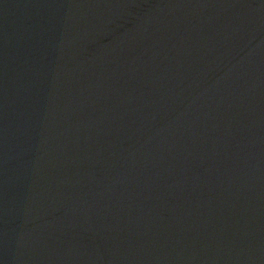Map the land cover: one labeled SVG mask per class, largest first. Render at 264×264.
I'll return each instance as SVG.
<instances>
[{"label": "water", "instance_id": "1", "mask_svg": "<svg viewBox=\"0 0 264 264\" xmlns=\"http://www.w3.org/2000/svg\"><path fill=\"white\" fill-rule=\"evenodd\" d=\"M0 264H264V0H0Z\"/></svg>", "mask_w": 264, "mask_h": 264}]
</instances>
